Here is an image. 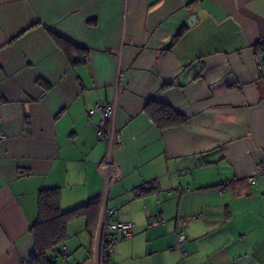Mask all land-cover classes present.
Listing matches in <instances>:
<instances>
[{"label":"crops","instance_id":"1","mask_svg":"<svg viewBox=\"0 0 264 264\" xmlns=\"http://www.w3.org/2000/svg\"><path fill=\"white\" fill-rule=\"evenodd\" d=\"M260 40L264 0H0V264L36 254L45 187L62 210L101 196L92 229L68 222L59 264H98L104 193L135 225L107 264H264V175L247 180L264 160ZM151 99L187 121L159 129ZM106 103L100 137L89 110ZM154 217L165 221L148 227Z\"/></svg>","mask_w":264,"mask_h":264},{"label":"trees","instance_id":"2","mask_svg":"<svg viewBox=\"0 0 264 264\" xmlns=\"http://www.w3.org/2000/svg\"><path fill=\"white\" fill-rule=\"evenodd\" d=\"M54 39L69 61L74 63L81 60L78 48L57 35H54ZM253 46L257 55H264V40L257 41ZM144 111L159 129L174 128L187 121V117L182 112L168 103L154 99L146 102ZM154 188L155 183L151 181L138 186L136 192L144 193ZM100 200L101 196L96 195L68 210H62L60 189L58 187L41 188L38 193V219L32 227L36 254L29 263L59 264L57 259L60 256L59 245L63 244L68 237V222L82 216L86 220V229H92L95 226Z\"/></svg>","mask_w":264,"mask_h":264},{"label":"built area","instance_id":"3","mask_svg":"<svg viewBox=\"0 0 264 264\" xmlns=\"http://www.w3.org/2000/svg\"><path fill=\"white\" fill-rule=\"evenodd\" d=\"M1 95V94H0ZM115 103H106L104 105L97 106L89 110V113L99 112L100 121L99 127L97 129V134L100 137H104V132L101 129V126L105 123L112 121L115 114ZM5 136L0 135V139H3ZM102 165L107 166L108 172L107 175H110L111 161L103 160ZM264 175V160L259 161L255 164L254 172L248 176L247 180L250 184H256V177ZM106 198V193L103 194V202L101 209V219L98 224L97 230V243H96V252H97V262L98 264H107L110 254L113 252L114 245L123 239H128L132 237L134 232V223L131 221L121 220L117 217L118 209L113 207H108L104 200ZM190 218V217H189ZM192 218V217H191ZM165 220L160 217L151 218L148 221V227H155L159 223L164 222ZM178 229H177V241L178 243L184 240L183 228L188 223V218H179L178 219ZM66 247L63 246L60 248V256L66 255ZM26 264H30L26 262Z\"/></svg>","mask_w":264,"mask_h":264},{"label":"water","instance_id":"4","mask_svg":"<svg viewBox=\"0 0 264 264\" xmlns=\"http://www.w3.org/2000/svg\"><path fill=\"white\" fill-rule=\"evenodd\" d=\"M192 18V16H190V19Z\"/></svg>","mask_w":264,"mask_h":264},{"label":"rangeland","instance_id":"5","mask_svg":"<svg viewBox=\"0 0 264 264\" xmlns=\"http://www.w3.org/2000/svg\"><path fill=\"white\" fill-rule=\"evenodd\" d=\"M76 228V227H75Z\"/></svg>","mask_w":264,"mask_h":264}]
</instances>
